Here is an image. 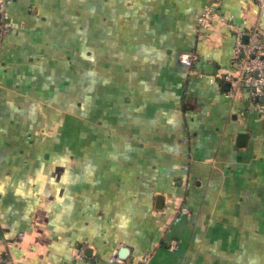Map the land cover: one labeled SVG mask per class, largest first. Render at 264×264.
I'll list each match as a JSON object with an SVG mask.
<instances>
[{"label":"crops","instance_id":"1","mask_svg":"<svg viewBox=\"0 0 264 264\" xmlns=\"http://www.w3.org/2000/svg\"><path fill=\"white\" fill-rule=\"evenodd\" d=\"M207 2L10 0L5 264H264V100L223 77L236 32L264 40V11L222 0L232 27H201Z\"/></svg>","mask_w":264,"mask_h":264},{"label":"built area","instance_id":"2","mask_svg":"<svg viewBox=\"0 0 264 264\" xmlns=\"http://www.w3.org/2000/svg\"><path fill=\"white\" fill-rule=\"evenodd\" d=\"M222 0H208L203 10L196 19L201 27H208L212 24L226 25L232 27V24L220 12ZM254 2L262 11H264V0H250ZM10 0H0V39L11 30V23L8 18L7 6ZM243 36H247V42H243ZM233 59L236 64V75L230 73L224 74V79L233 85L246 84L257 97L264 98V40L259 29H251L247 32H236L233 42ZM179 62L188 70H194L199 56L194 51H183L178 55ZM190 212L188 206L179 208L180 215H186ZM176 220L178 218H175ZM23 238V234L19 233ZM169 250L176 248V243L171 242ZM151 260L150 253H144L141 258V264H149ZM7 258L0 254V264H5Z\"/></svg>","mask_w":264,"mask_h":264},{"label":"water","instance_id":"3","mask_svg":"<svg viewBox=\"0 0 264 264\" xmlns=\"http://www.w3.org/2000/svg\"><path fill=\"white\" fill-rule=\"evenodd\" d=\"M243 42H247V36H243ZM262 100H264L263 98H262ZM246 136L245 135H243V134H240L239 135V139H243V138H245ZM161 199H162V197L161 196H158L157 197V203L159 202V201H161Z\"/></svg>","mask_w":264,"mask_h":264}]
</instances>
